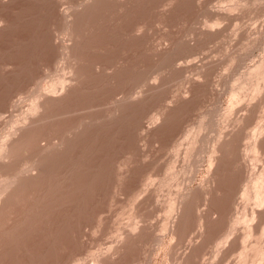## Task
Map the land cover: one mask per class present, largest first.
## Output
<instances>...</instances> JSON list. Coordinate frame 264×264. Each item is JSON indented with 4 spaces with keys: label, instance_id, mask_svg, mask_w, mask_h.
<instances>
[{
    "label": "rangeland",
    "instance_id": "1",
    "mask_svg": "<svg viewBox=\"0 0 264 264\" xmlns=\"http://www.w3.org/2000/svg\"><path fill=\"white\" fill-rule=\"evenodd\" d=\"M263 60L264 0H0V264H264Z\"/></svg>",
    "mask_w": 264,
    "mask_h": 264
},
{
    "label": "bare ground",
    "instance_id": "2",
    "mask_svg": "<svg viewBox=\"0 0 264 264\" xmlns=\"http://www.w3.org/2000/svg\"><path fill=\"white\" fill-rule=\"evenodd\" d=\"M54 4V3H53ZM62 14V13H61ZM139 28V27H138ZM138 33H139V31H138ZM66 61V60H65ZM264 61V60H263ZM260 64V63H259ZM120 65V64H119ZM262 66V65H261ZM261 66L259 67V68H261ZM102 67V66H101ZM263 67V66H262ZM104 68V67H103ZM253 68H255V66L253 67ZM259 68H257V69H259ZM98 69V68H97ZM105 70V69H104ZM256 70V69H255ZM263 70V69H262ZM262 70L260 71V72H262ZM68 72H70V71H68ZM251 72V71H250ZM249 72V73H250ZM253 72V71H252ZM255 72V71H254ZM260 72H258V73H260ZM73 73V72H72ZM253 74H255V73H253ZM262 74H264L263 72H262ZM73 75V74H72ZM256 75V74H255ZM258 75V74H257ZM260 75V74H259ZM71 76V75H70ZM254 76V75H253ZM247 77V76H246ZM250 77H251V73H250ZM255 77V76H254ZM258 77V76H257ZM261 77V76H260ZM260 77H259V79H260ZM263 77V76H262ZM264 78V77H263ZM62 79V78H61ZM65 79V78H64ZM63 79V80H64ZM72 79V78H71ZM153 79V78H152ZM261 80H263L262 78H261ZM62 81V80H61ZM250 81V80H249ZM255 81V80H254ZM257 81V80H256ZM67 82V81H66ZM80 82V81H79ZM262 82V81H261ZM52 83V82H51ZM59 83H61V82H59ZM64 85V84H63ZM66 85V84H65ZM54 87V86H53ZM56 87V86H55ZM54 87V88H55ZM256 87V86H255ZM257 88V87H256ZM50 89V88H49ZM53 89V88H52ZM59 89V88H58ZM68 89H69V87H68ZM67 89V90H68ZM51 91V90H50ZM62 91V90H61ZM258 91H259V89H258ZM257 91V92H258ZM56 92V91H55ZM54 92V93H55ZM47 93V92H46ZM53 93V92H52ZM59 94V93H58ZM52 95V94H51ZM62 95V94H61ZM63 95H64V93H63ZM57 96V95H56ZM59 97V96H58ZM63 97V96H62ZM52 98H53V96H52ZM55 98V97H54ZM61 98V97H60ZM37 100V99H36ZM36 102V101H35ZM115 102V101H114ZM33 103V102H32ZM86 103V102H85ZM82 104V103H81ZM78 105V104H77ZM32 106H33V104H32ZM37 107H39L38 105H37ZM36 107V108H37ZM167 107H169V106H167ZM34 108H35V106H34ZM85 108V107H84ZM33 109V108H32ZM39 110H40V108H38ZM37 109V110H38ZM37 110H35V109H33V113H34V111H37ZM40 111H42V110H40ZM28 112V111H27ZM68 112V111H67ZM28 114V113H27ZM32 114V113H31ZM41 114V113H40ZM30 116H32V115H30ZM40 117V116H39ZM31 118V117H30ZM29 119V118H28ZM27 120V119H26ZM155 120V119H154ZM20 121V120H19ZM22 122V121H21ZM92 122V121H91ZM23 124H25V123H23ZM75 126V125H74ZM77 126V125H76ZM17 128V127H16ZM20 131V130H19ZM74 131V130H73ZM13 132V131H12ZM264 132V131H263ZM17 133V132H16ZM67 133V132H66ZM78 133V132H77ZM261 133V132H260ZM65 135V134H64ZM10 137V136H9ZM190 137V136H189ZM259 137V136H258ZM6 138V137H5ZM222 139V138H221ZM253 139V138H252ZM255 139V138H254ZM12 140H13V136H12ZM195 140V139H194ZM194 140H192V141H194ZM191 141V142H192ZM6 142V141H5ZM10 142V141H9ZM41 142V141H40ZM54 142V141H53ZM64 142V141H63ZM190 142V143H191ZM3 143V142H2ZM12 143V142H11ZM76 143V142H75ZM257 143V142H256ZM4 145H7V144H4ZM51 145H52V143H51ZM57 145V143L55 144V146ZM8 146H10V145H8ZM8 146H7V148H8ZM42 146V145H41ZM68 146V145H67ZM75 146V145H74ZM79 146V145H78ZM0 147H1V150H3L4 151V149H6V148H4V149H2L3 148V144H2V146L0 145ZM15 147V146H14ZM52 147V146H51ZM58 147H59V143H58ZM64 147V146H63ZM224 147V146H223ZM35 148V147H34ZM42 148V147H41ZM49 148V147H48ZM56 148H57V146H56ZM145 148V147H144ZM215 148V147H214ZM218 148V147H217ZM252 148V147H251ZM254 148H255V146H254ZM28 149V148H27ZM72 149V148H71ZM142 149V148H141ZM192 149V148H191ZM220 149V148H219ZM253 149V148H252ZM258 149V148H257ZM0 150V151H1ZM7 150V149H6ZM5 150V151H6ZM14 150V149H13ZM81 150V149H80ZM215 150V149H214ZM250 150V149H249ZM256 150V149H255ZM45 151V150H44ZM57 152V151H56ZM61 152V151H60ZM215 152H218V151H215ZM7 153V152H6ZM214 153V152H213ZM218 155V154H217ZM0 156H2L1 154H0ZM10 156V155H9ZM219 156V155H218ZM6 157H8V155H6L5 154V157L3 158V159H6ZM9 158V157H8ZM37 159V158H36ZM7 160V159H6ZM213 160V159H212ZM3 161V160H2ZM211 162V161H210ZM214 166V165H213ZM19 167V166H18ZM1 168V167H0ZM35 168V167H34ZM26 169V168H25ZM212 169V168H211ZM27 170H28V167H27ZM27 170H25V173H26V171ZM29 170H31V169H29ZM31 171H33V170H31ZM30 171V172H31ZM21 173H22V171H20ZM20 172L17 174L18 176L19 175H21L20 174ZM40 173V172H39ZM2 174V173H1ZM36 174V173H35ZM211 174H213V173H211ZM14 175H16V174H14ZM22 175H24V170H23V173H22ZM10 176V175H9ZM1 177V176H0ZM16 177V176H15ZM23 177V176H22ZM27 177V176H26ZM257 177V176H256ZM4 178V177H3ZM7 179H8V176L6 177ZM17 178V177H16ZM20 178V177H19ZM7 179H5V180H7ZM10 179H11V177H10ZM12 179H14V177L12 178ZM18 179V178H17ZM17 179H15L16 181V184H18L17 182H19V181H22L24 178H22V180L21 179H19L18 181H17ZM212 179V178H211ZM255 179V178H254ZM252 180V179H251ZM0 181H1V179H0ZM59 181V180H58ZM4 182V181H3ZM8 184H10L9 182H11L12 184H14L15 182L12 180H10V181H6ZM14 182V183H13ZM4 184V185H7L8 186V184ZM1 185H2V182L0 183ZM16 184H14V185H16ZM19 184H21V185H19L20 187L22 186V183L21 182H19ZM148 184V183H147ZM252 185H253V188L254 189H252V190H254L255 191V194L253 193V197H256L258 200L259 199H261L262 197H263V189H264V173L262 174H260L259 175V177H257L254 181H252ZM3 186V185H2ZM10 186V185H9ZM8 186V187H9ZM18 186V188H19V191L21 192V188ZM144 186H146V185H144ZM248 186V185H247ZM11 187H13V186H11ZM15 187V186H14ZM209 187V186H208ZM6 188V187H5ZM10 188V187H9ZM248 188V187H247ZM250 188V187H249ZM145 189H147V188H145ZM2 191L0 192V193H3V190H4V187L1 189ZM204 190V189H203ZM248 190V189H247ZM7 191H9V190H7ZM14 191V190H13ZM18 191V190H17ZM24 191H25V189H24ZM24 191H22V192H24ZM244 192V191H243ZM7 193V192H6ZM14 193H15V191H14ZM13 193V194H14ZM25 193H26V191H25ZM249 193V192H248ZM145 194V193H144ZM208 194V193H207ZM245 194V193H244ZM250 194V193H249ZM3 195V194H2ZM12 195V194H11ZM23 195V194H22ZM248 195V194H247ZM262 195V197L261 198H259L260 196ZM249 196V195H248ZM251 196V195H250ZM14 197H16V196H14ZM245 197V196H244ZM246 198V197H245ZM19 200V199H18ZM245 200H247V198L245 199ZM254 200H256L255 198H254ZM250 201V200H249ZM264 202V201H263ZM258 203H260V201L258 202ZM19 205V204H18ZM23 206V205H22ZM172 207V206H171ZM24 209V208H23ZM171 212H172V209H171ZM204 221V220H203ZM239 221V220H238ZM200 222H202V221H200ZM236 222V221H235ZM239 222H237V224H238ZM202 225V224H201ZM73 227V226H72ZM251 227V226H250ZM249 227V228H250ZM136 228H137V226H136ZM233 228V227H232ZM251 228H253V227H251ZM69 230V229H68ZM139 230V229H138ZM232 230V229H231ZM249 230V229H248ZM250 230H252V229H250ZM133 231H135V230H133ZM247 231V230H246ZM251 232V231H250ZM77 233V232H76ZM246 233V232H245ZM252 235V234H251ZM244 236H247V233L244 235ZM248 237H249V235H248ZM252 237V236H251ZM244 238H246V237H244ZM243 238V239H244ZM250 238V237H249ZM74 239L77 241V239H76V237H74ZM247 239V238H246ZM245 239V240H246ZM261 251V250H260ZM262 252V251H261ZM260 252V253H261ZM259 254V253H258ZM264 255V254H263ZM250 256V255H249ZM261 257V256H260ZM254 258V257H253ZM252 258V259H253ZM249 259V258H248ZM251 259V258H250ZM251 259V260H252ZM245 260V259H244ZM254 260H256V259H254ZM98 261V260H97ZM251 262V261H250ZM244 263V262H243ZM253 263V262H252ZM244 264H247V263H244ZM250 264V263H249Z\"/></svg>",
    "mask_w": 264,
    "mask_h": 264
}]
</instances>
